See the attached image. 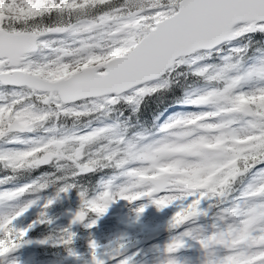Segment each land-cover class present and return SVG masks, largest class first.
<instances>
[{
    "label": "snow or ice",
    "instance_id": "1",
    "mask_svg": "<svg viewBox=\"0 0 264 264\" xmlns=\"http://www.w3.org/2000/svg\"><path fill=\"white\" fill-rule=\"evenodd\" d=\"M57 2L59 8H57ZM110 0H3L5 12L0 19V85L8 83H21L32 87L34 91H46L52 96L44 99L58 101L59 115H68L69 111L73 114L75 108L65 110V104L75 105L77 100L86 101L93 95H101L107 104H116L121 99L128 103H138L139 98L145 94L154 93L159 88L165 87L168 80L166 75L175 66L187 62L185 57H195L192 63L204 59L200 53L210 52L218 48L222 42L239 38L249 33H264V0H150L147 6L140 8L135 13H129L126 17L118 19L117 28L109 33L113 37L112 45L108 48H101L99 53L87 52V54L76 63L82 65V70L75 73L71 79L54 81L53 79L42 80L39 77L45 71V67L33 68L31 63L26 62L30 52L35 51L38 46V39L41 32H25L22 28L15 25L26 24L29 20H34L38 16L51 13L57 10H75L97 3L106 4ZM19 5L23 8L20 12ZM11 6V7H10ZM12 8L16 12L11 11ZM146 18V19H145ZM164 18V19H162ZM114 18L105 15L99 22H88L79 26L72 25L66 28L49 29V32H63L71 30L74 34L81 32L95 31L105 23H109ZM157 21H160L157 23ZM150 25V26H149ZM139 35V40L137 39ZM85 45L77 52H86ZM95 47H99L96 45ZM64 55H74V53L62 50ZM236 52L242 51L235 49ZM127 53L124 55L123 53ZM226 59H230L229 57ZM108 60V63H101L96 67L97 62ZM89 65L83 67V65ZM69 65L61 63L57 65L56 71L49 73L54 77L56 73L62 72ZM213 66L207 65L198 68L195 75L205 76ZM229 65L222 68L209 79L223 78L225 71L234 68ZM13 69L21 71L13 72ZM8 73V75H5ZM259 77L264 79V65L250 69L245 75L229 78L223 90H209L206 94L197 97L192 104L200 106L208 103H217L226 100L230 107L222 109L225 115L242 114L251 116L247 122L245 135L231 134L230 140L226 135H218L213 138L200 137L187 145L174 146L167 145L154 149L144 158L154 161V166L150 170L130 169L124 175L128 176L133 183L125 184L113 191V185L117 177H110L101 180L98 188L92 196L86 190H78L80 197V208L73 214L71 224L83 223L86 228H94L100 217L104 216L111 204L117 199L136 201L138 206L135 209L137 217L143 214L149 204L143 203V199H148L150 204L158 209L171 204L177 199L176 196H167L165 193L170 190L167 187L166 176L152 175V172L159 168L160 172L178 170L181 161L168 163L166 165H156L155 159L158 153L168 150L189 151L194 154H206L209 159L197 164H189L187 167L192 170L193 176L203 174L209 170L223 167L229 160H236L238 156L250 160V166L244 171L255 168L258 164H264V87L258 88L251 93L235 92L241 82L245 79ZM155 85V86H153ZM188 103V101H186ZM9 108L13 109L15 123L9 129H5L2 123L4 112ZM49 114L37 111L34 105L26 106L17 110L15 103L5 106L0 105V138L7 134L8 130H34L37 123H41L48 118ZM205 119L210 117H203ZM11 119V117H10ZM193 119L177 120L176 124L193 123ZM234 121H224L217 125H206L210 130H219L227 127ZM174 126L166 123L162 129ZM110 129L95 130L89 135L80 138L82 143L93 142L100 134ZM15 142V141H13ZM21 143L23 141H20ZM66 139H53L47 146H41L40 151L49 149L48 155L44 159H37L30 165L39 167L47 164L53 155H59V149ZM35 149L28 151L0 152V162H12L16 167V162H22L26 157H31ZM230 153L222 162H216L214 156L218 153ZM76 162L74 176L87 175L96 170L94 162L81 164L82 152L78 151L73 156H69ZM111 159V157H107ZM123 162H121L122 164ZM22 166V164H21ZM118 167L120 164L117 165ZM240 172H231L229 176L220 179V184H226L229 179ZM61 183L56 195L48 198L44 207L47 208L60 198L61 193H68L75 184L69 182L68 177L59 178ZM255 183L249 185L246 196L251 198H261V203L249 209L245 215L248 217L237 227L229 226L227 231H220L215 234L198 238L191 231L184 232L181 236L174 237L165 245V253L168 256L165 264H179L175 258V253L185 246L183 237H191L206 251L215 247H224L226 255L208 261V264H264V228L256 227L259 223H264V169L258 171L254 177ZM150 181V183H145ZM2 182V181H0ZM189 188H199L206 185L208 181L200 180L198 183L182 181ZM47 184H32L21 187L15 192L0 193V201L12 199L25 191H42L47 188ZM221 195L223 193H220ZM163 198H160L162 197ZM36 200H31L22 208L12 214L0 216V264H19L17 259H13L14 253L25 243H32L26 239L29 231L35 224H51L52 220L47 217V213H41V219L33 222L26 228L15 227V221L22 216L28 208L36 204ZM199 200L184 209L177 211L175 216L169 221V229L183 226L191 218L199 215H206L199 209ZM184 208V205L181 204ZM230 214H239V209L229 210ZM71 224L63 231L66 237L52 246L71 245L75 233L70 231ZM215 227V226H214ZM14 237V238H13ZM48 240L37 241L39 244H48ZM121 249L124 245L119 246ZM100 246L96 241L89 242L91 252V264H106V261L99 255ZM246 249H254L248 252ZM68 255L79 258V253L74 248L69 247ZM116 264H132V256L114 255L111 257Z\"/></svg>",
    "mask_w": 264,
    "mask_h": 264
},
{
    "label": "rangeland",
    "instance_id": "2",
    "mask_svg": "<svg viewBox=\"0 0 264 264\" xmlns=\"http://www.w3.org/2000/svg\"><path fill=\"white\" fill-rule=\"evenodd\" d=\"M111 1L116 2L117 0ZM124 1L125 5H119L104 14H98L94 19H80L72 24L79 26L88 22H99L100 18L104 17L106 14L114 18L111 22L103 24L95 31L74 34L71 30L63 32H49L47 30L46 34L39 36L38 39L42 48L37 53L28 55L26 62L31 63L33 68L45 67V71L41 73V77L48 80L53 79L49 76V73L55 72L57 65L61 63L69 65L68 68L64 69L67 74L62 75L61 77H66L70 73L82 69V65L76 63V60L85 56L87 52L99 53L101 48L111 47L113 37L110 36L109 33L116 30L118 24L117 18L126 17L129 13L134 11L137 12L140 8L147 6L150 2V0ZM1 4L3 5V0H0V5ZM57 4L59 3L57 2ZM17 7H19L20 10H23L19 5H17ZM12 10L16 11L15 8H12ZM137 37L140 38L139 35H137ZM85 45L91 47H88L86 52H77V50ZM96 45L99 47H95ZM62 50L70 51L74 53V55H64ZM223 56L224 54H221V57ZM185 59L187 60L186 64L191 65L195 70L207 66L208 64L204 59L197 60L196 63L193 64L192 60L195 59V57L191 56L185 57ZM101 63L102 62H97L96 67H99ZM229 65H235V67L225 71L223 78L210 79L213 81L212 85L193 89L189 93L188 103L186 105H180L179 108L173 109L165 115L159 122L158 128L153 135L149 137L143 136L140 143L125 139L127 158L121 161L123 162L120 166L121 169L118 173L105 177L102 180H107L114 176L117 177L113 185V191H116L121 185H130L133 183L128 176L124 175V173L128 172L130 169L150 170L153 168L154 161L151 159H145L144 157L154 149L167 145L184 146L200 137L213 138L218 135H226V138L230 140V135L233 133L244 136L245 129L248 127L247 122L251 120L252 117L242 114L225 115L222 109L230 107L226 100H220L217 103H208L200 106L191 103V101L206 94L209 90H223L229 78L245 75L250 69L264 65V54L257 56V58L247 64L243 70H240L238 63L235 64L234 62L229 61L225 56V62L213 66L209 70L211 73L208 72L207 75L212 77L219 72L220 69L226 68ZM85 66H87V64L83 65V67ZM58 74L61 75V72L56 73L54 77ZM261 87H264V79L253 77L251 79L243 80L240 86L235 89V92L251 93ZM50 96L52 95H48L47 92H36L31 88L0 86V105L8 106L15 103L17 110L23 109L26 106L34 105L37 111L44 112L45 105L50 103L58 105V101L55 99H49L48 102H44V99ZM110 105L111 104L105 102V99L102 96L99 98H91V100L79 101V103H76L75 105H64V109L70 110L75 108L78 113L98 114L103 111L107 112ZM69 114L73 113L69 111ZM2 115L5 117H3L2 120L3 124H6L7 122L9 123L12 119H15L12 108H9V110ZM203 117L210 118L205 119ZM189 119H193L194 122L189 124L175 123L177 120ZM229 120L234 122L219 130H210L205 127L206 125H217ZM166 123H171L174 126L162 129V126ZM102 129H110L103 132L107 133V137L111 134L117 135L118 132L114 124L101 121L100 127L87 124L83 131H74L71 135L62 136L61 138H58V140L80 139L85 135L93 133L95 130ZM43 131H46V133H43ZM26 133L27 135H25ZM53 139V131L49 126H44L43 121L37 123L34 130H26L23 134L7 131V134L0 138V152L28 151L35 149L36 147L40 150L42 145L47 146L48 142ZM20 141L23 142L21 143ZM46 151H49V149L44 150V152ZM58 151L60 154L53 156L58 158L63 157L65 152L62 151V147ZM73 153L75 154L76 152ZM217 155L219 157H216ZM228 155L231 154L226 152L218 153L214 156V160L216 162L225 161ZM207 159H209V157L206 154H194L189 151L168 150L158 153L155 159L156 165H166L168 163L181 161L178 170L160 172L157 167L156 170L152 172V175L156 176L166 175L167 180L171 185L168 188L170 191L165 193V195H174L177 199L162 209H158L155 205L150 204L148 200L143 201V203L149 204V206L139 217H137L135 210L138 206L136 201L129 203L128 201L117 199L115 203L111 204L107 213L99 218L94 228H86L84 227V224L80 227V231L70 228V231L75 233V237L72 244L67 246L60 245L53 247L52 245L60 242L66 237V233L63 230L69 227L66 221L61 220L60 218V213L63 207L68 203H71L80 208L81 201L77 192L71 190L68 193H61L60 198L47 208L44 207L47 199L55 196L58 189L53 193L47 191L43 193L40 191L31 192L32 189H29L15 198L0 201V216L15 213L31 200L37 201L36 204L28 208L24 213L23 218L16 222L18 229L26 228L30 224H33V222L39 221V219L42 218L41 213L46 212L47 217L52 220L51 224H41V226L38 227V232L35 233V236H44L49 241L48 244L42 246L44 250L40 254H37V251L21 247L14 253L12 258L17 259L19 264H88V259L91 255L89 242L94 240L100 246L98 249L99 253L108 252L110 255L114 253L115 255L120 256H132V264H165L168 259V256L165 253V245L174 237L181 236L186 231H191L192 234L198 238L215 234L222 230L227 231L229 226H239L242 221L248 218L245 213L262 202L261 198H251L246 196L245 193L247 192L249 185L256 182L254 177L258 171L264 169V164H258L255 168H250V170L244 171L246 167H244L242 163H239L237 168H235L236 166L233 167L234 160H229L223 167L228 165V167L231 168L230 173L238 171L240 174L229 179V182L225 187V194L219 198L217 195H213L212 198L214 199L202 203L204 198L200 197V193H202L205 188L207 189V192L211 191L212 187L205 186L211 181H219L220 175L216 170H209L206 173L193 176L191 174L192 170L187 166L189 164L200 163ZM34 162L35 161L33 160V163ZM18 163L19 162H16V167ZM248 163L250 166L249 160ZM0 164L6 167H13L12 162L9 161L0 162ZM223 167L218 169L223 176H226ZM1 176L2 174L0 173V177ZM246 177L249 178L246 179ZM200 180H206L208 183L199 188H189L187 184L182 182L190 181L192 183H198ZM145 183L147 184L150 182ZM24 186H28V184L18 185L15 183H1L0 193L15 192ZM160 198H163V196ZM198 200L199 209L206 213V215L202 214L191 218L186 222H182L183 226L169 229V221L173 218V215L175 216L177 211H184L185 209V206L182 208L181 204L184 205L187 203L188 206H190L196 204ZM237 208L239 209V214H230L229 210ZM132 222L136 223L137 226H134ZM35 227L36 224L31 229ZM256 227L264 228V223H259ZM44 229H50V233H53L54 236L55 233H58V235H56L58 238H47V234H44ZM161 229H163V232L159 233ZM145 232L147 235H144ZM183 239L185 241V246L175 253V258L179 261V264H208V261L227 254L224 247L218 246L206 251L197 240H193L191 237L187 236L183 237ZM121 244L124 245V248L122 249L119 247ZM69 247L74 248L76 252L79 253L78 259L68 255L67 249ZM245 251L251 252L254 251V249H246ZM106 264H116V262L112 260Z\"/></svg>",
    "mask_w": 264,
    "mask_h": 264
},
{
    "label": "trees",
    "instance_id": "3",
    "mask_svg": "<svg viewBox=\"0 0 264 264\" xmlns=\"http://www.w3.org/2000/svg\"><path fill=\"white\" fill-rule=\"evenodd\" d=\"M113 2L110 0L106 4L97 3L94 6L78 7L71 11H52L38 16L34 20H29L26 24L15 25V27L22 28L24 31L42 32L52 27L70 25L80 19H92L98 14H104L119 5H125L124 0ZM57 8H59V4H57ZM11 11L16 12L12 9ZM4 12V4H1L0 19L3 18ZM20 12L23 13V10L21 9ZM231 44H223L219 50L201 55L204 56V60L212 63L211 65L224 63L225 56L226 58L229 57V61L238 63L240 70H243L244 66L256 59L257 56L264 54V33H249L234 38ZM235 49L242 51L236 52ZM222 53L224 54L223 57H221ZM195 72L196 70L191 65L179 64L166 75L167 86L159 88L154 93L143 95L136 104L121 99L118 103L110 105L108 113L57 116L60 109L54 107L53 104L48 105L50 114L45 121L52 123L57 135L60 131L69 134L73 130L83 131L87 124L100 127L101 121L114 123L119 133L117 132V135L111 134L109 137H107V133H102L93 142L82 143L80 139L67 140L62 146V151L65 152L63 157L55 156L50 163L39 167L30 166L35 163H33L32 156L39 155L37 151L32 153L31 157H26L24 161L19 162L15 168L0 164V173L2 174L0 177L2 182L0 183L18 185L29 181L36 184L45 183L49 185L53 193L60 186L59 178L68 177L69 182L76 185L72 189L73 192L78 193V190L83 189L88 192L89 196H92L99 190L98 185L103 178L116 174L121 169V161L127 158L125 139L140 143L143 136L153 135L165 115L180 104H186V101H189V93L193 89L213 84L207 74L198 76L194 74ZM61 75H66L65 71ZM58 76L60 75L58 74L56 77ZM78 151L82 152V159L79 160V163L94 162L96 168L94 172L81 176L73 175L76 171V162L68 157L73 156V152ZM107 157H111V159ZM118 164H120L119 167ZM213 190H216V187H213ZM37 231L38 228H35L31 233L35 234ZM44 234L51 238H58L56 236L58 233H55L54 236L53 233H50V229H44Z\"/></svg>",
    "mask_w": 264,
    "mask_h": 264
},
{
    "label": "water",
    "instance_id": "4",
    "mask_svg": "<svg viewBox=\"0 0 264 264\" xmlns=\"http://www.w3.org/2000/svg\"><path fill=\"white\" fill-rule=\"evenodd\" d=\"M160 22V21H159ZM158 22V23H159ZM28 33H31V32H28ZM224 43V42H222ZM36 50V49H35ZM34 52V51H32ZM127 53H124V55H126ZM109 61H107L106 63H108ZM88 67V66H87ZM82 70V69H81ZM79 70V71H81ZM13 72H16V71H21V70H12ZM77 71V72H79ZM77 72H74L72 73L71 75H69L68 77L66 78H61V79H57V80H54V81H62V80H68V79H71V77L77 73ZM5 75H8V73H5ZM40 79L42 80H46L44 78H41L39 77ZM7 85H14V86H20V85H26V84H21V83H8ZM45 92V91H44ZM49 94L51 95L52 93L49 92ZM85 95H91L92 97H95V96H101V95H93V94H90V93H84ZM15 123V120H13L10 125H9V128L11 127L12 124ZM11 131H20V130H11ZM48 154H45L43 155L40 159H44ZM163 177V176H162ZM146 182H150V181H146ZM171 185V183L167 180V187H169ZM144 200V199H143ZM78 210V208H76L75 206L71 205V204H68L66 205V207L63 209L62 211V214H61V219L63 220H66L68 221L70 224H71V221H72V218H73V214ZM81 223H77V224H71V227H74V228H78L80 226ZM26 239L28 240H31L32 243H25L23 245L25 246H32V247H35V246H40L41 244L37 243V241H40V240H45L44 238H39V237H27ZM101 256V258H103L105 261H108L109 260V257H108V254L107 253H104V254H99ZM90 262H91V258H90Z\"/></svg>",
    "mask_w": 264,
    "mask_h": 264
}]
</instances>
